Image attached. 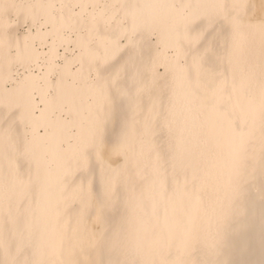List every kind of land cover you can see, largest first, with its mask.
Returning <instances> with one entry per match:
<instances>
[{"label":"bare ground","instance_id":"6f19581e","mask_svg":"<svg viewBox=\"0 0 264 264\" xmlns=\"http://www.w3.org/2000/svg\"><path fill=\"white\" fill-rule=\"evenodd\" d=\"M0 264H264V0H0Z\"/></svg>","mask_w":264,"mask_h":264}]
</instances>
